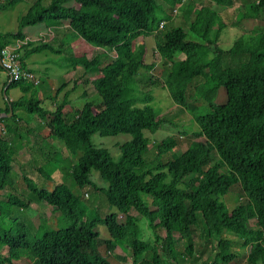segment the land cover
<instances>
[{
    "label": "trees",
    "instance_id": "trees-1",
    "mask_svg": "<svg viewBox=\"0 0 264 264\" xmlns=\"http://www.w3.org/2000/svg\"><path fill=\"white\" fill-rule=\"evenodd\" d=\"M21 1L0 0V9ZM183 2L190 19L185 25L173 24L156 40L162 80L155 77L149 83L163 84L176 112L188 113L197 128L178 155L166 157L168 146L162 140L149 142L144 135L169 123L168 116L147 105L150 90L139 87L137 73L153 65L144 61L143 46L132 48L131 43L152 31L157 38L161 19L156 13L173 16ZM232 5L234 0H31L15 31L0 33V47L14 39L25 42L15 46L17 52L23 49L21 63L23 57L48 49L43 42L25 41L21 30L47 21L65 23L82 44L107 53L65 58L66 66H79L94 94L70 112L62 108L65 93L52 110L44 109L32 77L6 78L3 83L4 95L9 88L21 93L15 100L5 99L0 109V114L7 112V105L10 109L9 117L0 115L3 132L27 140L26 132L16 131L20 120L15 107L44 120L51 139L75 156L72 182L77 189L89 187L94 199L86 206L82 192L73 194L63 184L37 188L23 176L26 189L61 227L31 233L21 223L6 225L3 220L21 216L25 206L7 193L0 205V264H112L99 254L101 245L107 255L116 247L125 250L131 264H161L162 256L181 264L192 256L195 230L208 249H217L203 264H228L237 257L236 251H228L231 240L240 242L244 264H264V31L252 29L226 48L217 45L226 26L222 15H233V22L257 17L264 0ZM124 28L133 31L116 40L115 33ZM222 56L240 62L222 68ZM164 62L170 65L164 67ZM33 83L46 89L44 99L49 101L59 91L47 89L46 79L40 76L38 81L35 74ZM81 95L85 97L84 90ZM92 134L129 138L118 146V158L112 161L104 148L90 143ZM11 166V149L0 137V189H11ZM90 171L100 180H92ZM232 185L243 198L226 208L220 199ZM241 203L249 209L241 210ZM135 215L153 232L151 243L141 239ZM177 240L183 242L181 247L175 245Z\"/></svg>",
    "mask_w": 264,
    "mask_h": 264
},
{
    "label": "rangeland",
    "instance_id": "rangeland-1",
    "mask_svg": "<svg viewBox=\"0 0 264 264\" xmlns=\"http://www.w3.org/2000/svg\"><path fill=\"white\" fill-rule=\"evenodd\" d=\"M30 1L31 0H22L11 7L0 9V33H11L15 31L17 19L25 13ZM249 1L255 0H240L238 4L239 6L245 5ZM232 6L234 7L237 5ZM232 12H235V9ZM231 16L227 19L222 15V22L226 23V26L221 29L217 39V45L220 48L228 47L231 44V41L237 36L241 35L244 38V36L248 34L247 32L252 29H261L264 31V9L259 16L257 15V17H252V15L251 17L241 18L237 22H233ZM156 18L163 21L162 26L155 31L158 37L155 38L152 31L143 36L137 35L132 40L131 44L132 48L141 44L145 50L143 55L144 61L146 63H152L153 65L147 72L145 70H139L137 73V78L140 81V89L143 91L149 89L151 92L152 98L147 105L153 110L159 111V114L162 116H168L169 120V123L166 122L154 133L148 134L144 132V135L148 138L149 142H154L155 144L159 140H162L168 146V151L165 153L167 157L170 153L178 155L183 148L186 147L189 141L192 140V132L197 127L188 113L176 112L175 106H173L163 84L157 85L155 82L151 84L149 83V80H152L155 77H159L160 81L162 80L161 71L159 69L162 63L155 50V42L156 40H159L160 35L165 30L170 29L173 24L185 25L190 19V15L188 11H186V3L183 2L175 9L173 16L171 15L169 17L157 12ZM39 28L41 31L34 35L31 34L32 31L36 30L37 32V29ZM132 31L131 28H124L116 32L114 37L116 40H121L127 33ZM21 33L31 41L42 37L41 39L43 40H38L36 42L33 41L31 44L43 42L48 45V49L32 53L28 57L36 59V61H38L36 63H39V66L35 68L40 70V73L35 72L34 70L36 69L32 70L36 73L37 76H35L38 81L41 76L42 79H46L45 86L47 89L51 88L50 91H54L57 88L59 89L54 98H50L51 101H49L44 99L46 89L40 90L38 86H35L34 89L36 95L40 98V104L44 109L52 110L54 104L60 102L64 93L65 104L62 108L66 112H70L73 109L80 107L84 101H87L94 96L93 92H91L86 84L85 76L79 74V66L76 65L74 69L70 66H66L65 58L78 56L79 54L81 55L82 52L86 58L91 56L102 57L107 55V53L99 48H93L86 44H82L81 40L67 28L65 23L47 21L41 24L24 27L21 30ZM44 34L47 35L44 36ZM21 53L23 54V49L21 50ZM237 62H240V58L237 61L235 57L222 56L220 59V66L222 68L233 66L237 64ZM163 65L164 67H167L170 63L164 62ZM76 77L78 80H76ZM5 80L6 76H3V71L0 66V109H3V103L5 102L4 98L15 100L21 96L18 88H9L3 97L2 85ZM72 81H76L73 86ZM83 90L85 92V97H82L81 95V91ZM13 113L20 120L15 126L16 131L21 134H23V131L26 132L25 135L27 140L21 141L15 136L6 134L1 129L0 123V137L7 140L11 149L12 157V166L9 172V177L12 180L11 189H0V205L5 203L7 193H12L17 199L23 202L25 206L21 209V216H9L3 221L8 226H14L16 222L21 223L25 225L31 233L37 228L46 230L57 229L61 227V224L57 222L55 217H53L54 214H51L44 204L35 200L34 196L26 189L25 184L22 181L23 176L30 179L37 188L50 190L54 185L63 184L73 194H76L75 192L77 191L82 192L81 196L83 197V202L86 206H89V204L93 202L94 193L89 187L77 189L76 185L72 182L71 178L75 169V156L66 153L59 142L51 139L49 128L44 120L41 121L33 115L26 114L21 107H15ZM0 115L6 116L5 113H1ZM37 133L39 136H36ZM128 138L129 136L127 134H116L114 136H98L92 134L90 136V143L96 147L104 148L109 154L111 160L116 161L119 155L118 146ZM46 141L47 143H45ZM90 176L95 182L100 180L95 171H90ZM242 198L243 196L238 188L235 185H232L220 200L224 202L226 208H229L239 203ZM236 200H238V202H236ZM239 208L246 211L249 209V206L241 203ZM135 216L139 218L137 215ZM138 225L141 239L151 243L154 236L151 229L147 226V223L139 218ZM196 231L197 230L194 231L195 234L192 238V256L188 259L186 258L183 262H180L181 264H203L205 261H210L217 250L215 248L212 250L208 249V246L204 245L206 242L202 237L198 236ZM157 235L163 236V233L158 232ZM175 245L181 247L183 242L177 240ZM105 249V246L101 245L98 248V252L100 255L106 257L112 264H131L130 255L125 250L116 247L110 250V254L107 255ZM179 251L180 250L178 249L176 253H180ZM228 251H236L239 254L228 264H244L239 241L231 240L228 245ZM0 253L3 254V250H0ZM161 264L173 263L165 256H162Z\"/></svg>",
    "mask_w": 264,
    "mask_h": 264
},
{
    "label": "built area",
    "instance_id": "built-area-1",
    "mask_svg": "<svg viewBox=\"0 0 264 264\" xmlns=\"http://www.w3.org/2000/svg\"><path fill=\"white\" fill-rule=\"evenodd\" d=\"M163 24V21H159L157 23V28H160ZM47 34H44L46 36ZM42 37H39L41 39ZM43 40V39H41ZM14 44H25L23 40L14 39L9 43H6L0 47V62H1V70L3 71L4 75L6 76L7 80L10 81V75L14 74L16 67H23L25 69V76L32 77V85L33 84V71H28V67L25 65L22 59V63H15V56H22L21 52L14 51Z\"/></svg>",
    "mask_w": 264,
    "mask_h": 264
},
{
    "label": "crops",
    "instance_id": "crops-1",
    "mask_svg": "<svg viewBox=\"0 0 264 264\" xmlns=\"http://www.w3.org/2000/svg\"><path fill=\"white\" fill-rule=\"evenodd\" d=\"M239 1L240 0H234V4L235 5H239L238 3H239ZM39 31H41V29L39 28V29H37V32H36V30L35 31H32L31 32V34L32 35H34V34H36V33H38ZM31 35V36H32ZM23 37H24V40L26 41V40H28L27 38H26V36L25 35H23ZM38 40H41V39H39V38H37V39H34V40H32V41H34V42H36V41H38ZM24 42V41H23ZM25 43V42H24ZM15 46H18V44H15ZM31 55V54H30ZM29 57V55L28 56H26V57H24V59H23V62L25 63V65L29 68V69H31V70H34V69H36L35 67H38L39 65V63H36V62H38V61H36V59H33V58H28ZM1 66V65H0ZM35 72H37V73H40L39 71L40 70H34ZM35 75H36V73H34ZM3 76H4V73H3ZM37 76V75H36Z\"/></svg>",
    "mask_w": 264,
    "mask_h": 264
},
{
    "label": "bare ground",
    "instance_id": "bare-ground-1",
    "mask_svg": "<svg viewBox=\"0 0 264 264\" xmlns=\"http://www.w3.org/2000/svg\"><path fill=\"white\" fill-rule=\"evenodd\" d=\"M14 51L15 52H17L16 50H15V44H14ZM19 56H15V63H21V62H19ZM0 65H1V62H0ZM33 76H34V73H33ZM19 78H21V79H25L26 78V76H25V71H24V69L22 68V67H16L15 68V72H14V74H11L10 75V81L12 80V79H19ZM20 79V80H21ZM27 80V79H26ZM33 84H36V83H33Z\"/></svg>",
    "mask_w": 264,
    "mask_h": 264
},
{
    "label": "water",
    "instance_id": "water-1",
    "mask_svg": "<svg viewBox=\"0 0 264 264\" xmlns=\"http://www.w3.org/2000/svg\"><path fill=\"white\" fill-rule=\"evenodd\" d=\"M2 96L4 97V87L2 88ZM6 99V98H4ZM5 117H8L10 115V109H9V106L7 105V112L5 113Z\"/></svg>",
    "mask_w": 264,
    "mask_h": 264
}]
</instances>
